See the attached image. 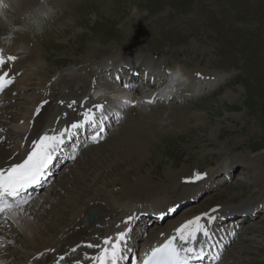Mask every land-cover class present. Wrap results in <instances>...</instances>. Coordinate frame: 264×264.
<instances>
[{"label":"rangeland","instance_id":"obj_1","mask_svg":"<svg viewBox=\"0 0 264 264\" xmlns=\"http://www.w3.org/2000/svg\"><path fill=\"white\" fill-rule=\"evenodd\" d=\"M37 1L39 2L33 0L32 12L38 8ZM25 16L18 27L21 30L25 27L27 39L33 42L35 48H39L36 53L46 79L65 67L84 70V66H91L97 70L100 64H105L109 59L131 58L136 55L149 57L150 54L151 59L156 56L158 62L166 60L170 69L181 65L184 72L214 75L224 81L213 91L209 92L214 88L211 87L207 94L185 104L175 103L171 99L157 102L158 106L145 108L144 112L139 111L136 129L140 130V136H146L152 144L145 151V159L137 166L123 162L115 170L111 169L115 165L114 161L118 159L116 149L108 150L107 147L117 131V127L113 126L107 132L105 142L92 144L98 145V150H104L103 155L108 160L100 161L96 158L97 160L87 165L86 160L91 157V152L95 155L94 152L98 150L88 145L89 148L86 147L84 151L83 147L76 162L69 165L71 168L67 166L69 162L65 164L51 185L37 196L47 199V205L42 208L52 209L51 213L64 207L60 199L65 196L58 197L60 193L55 195L53 189L63 191L72 172L75 177L83 175L81 180L75 179L74 182L82 187L88 185L83 177L86 176L88 182L91 181L94 177L93 170L99 167L102 178L105 177L101 179L103 181H113L120 177L135 180L140 176L148 180L149 184L132 189L135 193H131V196L137 198L142 195L140 193L143 189L154 192L156 187L158 190L145 199L156 202L160 199L172 200L186 194V190L195 189L188 186L180 188L178 185L182 181L178 179L179 174L189 176L197 170L196 167L202 171L216 172L219 167L224 169L234 162L240 167L234 170L229 181H223L224 174L220 173L215 182L214 179L210 182L216 183L213 184L212 191H204L197 204L191 206L192 208L182 209L178 216H192L216 205L221 206L228 199L231 204H239L250 196H257L252 200L259 202L257 199L264 192L257 193L261 186L257 189L254 187L256 178L264 181V0H61V6L55 14L48 19H42L40 31L35 27L25 26ZM62 21L68 24L64 25ZM10 28L12 25L6 31L10 32ZM75 62L78 64L75 65ZM99 81L105 83L109 78L100 76ZM206 85L207 82H204L203 90H206ZM34 89L26 92L33 93ZM202 89L196 92L200 94ZM17 99L21 98H16V101L25 105L23 109L28 106L27 102ZM115 108L120 110L119 106L115 105ZM15 146L17 144L12 147ZM68 146L73 148L74 143ZM104 165L106 167L102 168ZM65 169L67 171L63 173ZM86 172L88 174H84ZM173 172L178 173L175 179L171 178L176 185L167 179L169 173ZM234 183L241 185L234 186ZM116 187L112 182L103 194L110 189L115 190ZM239 190L242 193H238ZM73 192L76 194L73 193L71 197L84 193L82 190ZM37 197L33 199V204L26 207L24 213L37 214L34 212ZM102 198L105 199L103 196ZM188 198L192 199L191 196ZM84 200L85 198L80 200L79 205ZM162 203L160 201L159 205ZM178 216L173 217L179 218ZM253 223L255 225L252 228L256 231H243L241 237L235 240L237 242L233 241V246L228 249L221 264H235L234 257L239 255L245 260L236 264H264V214ZM8 232H12V229ZM251 236L258 242H253ZM243 245L251 246L255 251L240 252ZM11 249L12 247L8 250Z\"/></svg>","mask_w":264,"mask_h":264},{"label":"bare ground","instance_id":"obj_2","mask_svg":"<svg viewBox=\"0 0 264 264\" xmlns=\"http://www.w3.org/2000/svg\"><path fill=\"white\" fill-rule=\"evenodd\" d=\"M37 3L38 8H36L33 12L31 11L33 0H3V4L7 5V7L0 6V37H3L0 38V49L3 50V54L5 56L14 55L18 57V59L15 61L6 64L3 68H0V73L8 72L13 79V83L9 85L10 87L3 91L0 95V168H7L13 163H19L25 154L24 149L30 146L33 141L37 140L39 136L49 131H52V134H58L60 131L67 129V132L63 138V143L60 144L62 145L60 152L63 151L68 154L71 153L72 155L75 153L74 148L77 147H79L80 151L84 147L85 140L87 139L88 135L86 134L85 130L80 128L76 130V128H72L71 125L73 123H79L83 121L85 119L83 114L90 108L98 116V113L101 112L95 109L94 106L96 104L104 105L102 113L107 114L109 117L107 120L104 118L102 119L106 125L108 124L106 135L113 126L117 127L116 133L114 132L112 140L109 141L111 142L110 145L108 144L107 146L109 148L108 150L116 149L115 151H117L118 154L117 161H114L113 163L115 165H110L112 166L111 169L115 170V167L119 166L123 162H129L137 166L139 162L145 159V151H147L152 144V141L146 136H140V130L136 129L138 125L136 120L140 117V115H138L139 111L144 112L145 108L153 107L157 105V102L159 103L168 101L161 96L163 99L154 100V102L151 104L143 102L151 97V93H154L152 90L156 89V84L161 85L162 88L167 83L169 73L167 74L166 78L156 81V84L148 85L151 89L150 92H148L147 87L143 89L133 88L128 90L122 85V82L124 81L126 84L128 82H133L131 79L129 81L127 80L129 77L127 76V73L124 72H128L129 69L127 70L121 68L119 71L122 80L121 83H111V79L108 77V72L113 71L108 70L110 66L106 67L107 65H99L100 67L99 69L96 68L97 70L91 66H84V70H81L77 67H65L63 70H59V72H56L51 77H47L46 79V76L44 75L45 73H43L42 63L38 57L39 55L36 53L39 48H35L33 42H30L27 39L25 35V27L21 30L18 25L22 23L21 19L23 16L27 15V13L35 14L38 10L46 11L49 8L53 9L55 13L61 6V0H39ZM132 3L134 4V2ZM62 23L64 25L68 24L65 21H62ZM10 25H12V28H10L11 31L7 32L6 30ZM136 56L137 60H144V58H146V62L148 64H151V61L154 59L147 58V56ZM148 56L150 57V55ZM120 59L113 61L118 62ZM155 62H157V64L154 65L158 68L162 66H164L165 69L170 67L166 60L165 62H158L156 59ZM77 64L78 63L75 62V65ZM131 64H134V58L132 59ZM142 67L145 66L142 65ZM132 68L134 67L132 66ZM171 69L173 68L171 67ZM190 74H193V72ZM185 75L188 78L187 83L182 85L178 92L172 94V97H183L184 94L186 96H190L193 92L203 88L204 82H202L200 86L192 88V76H188L187 74ZM100 76H106V78H109V81H105V83H103V81L100 82ZM112 78L113 80H117L114 77ZM31 88H35L33 93L26 92ZM98 97H101L102 99H97ZM172 97L169 98V100H171ZM16 98H21L17 100H23L24 102H27L28 106L23 109L25 105L21 104V102H17ZM125 100L131 101L132 103L126 105L124 103ZM45 101L46 103H44ZM60 101H63L64 103L61 104ZM72 101H76V103L73 104L72 107H68ZM8 103H10L9 106H6ZM11 103L15 106H13ZM39 105H42V107L37 113L36 109ZM115 105L119 106L120 108L118 109L120 110H117ZM19 106H21V108H19ZM123 118H125V120H122ZM114 120L116 121L114 122ZM90 125L91 124H87V127ZM72 143H74L73 148L72 146H68ZM15 144H17V146L12 147ZM87 145H91L90 147H92V149L96 148V150H98L97 147H99V144L97 146L92 145V143ZM85 150L86 149L84 148V151ZM108 152L111 153L112 151ZM94 153L96 154L92 155L91 152V157L86 160L87 165H89L91 161L95 160L96 158H98L100 161L108 160L106 155H103L104 150L102 151L99 149ZM75 160L76 157L73 161H70L67 166L71 165V162H74ZM105 167L106 166L104 165L102 168ZM68 168L71 167L69 166ZM67 169H65L63 173H65ZM99 169L93 170L94 177L91 179V181L88 182L86 176L85 178L83 177V181L87 182L88 184L87 187H84V185L82 187L81 184L76 185L74 183L75 179L81 180L83 175L75 177V173L72 172L70 174L71 178L68 181V185H65L63 191L53 189L55 195L60 193L58 197L65 196L67 198L73 193L76 194V192L73 191H84L82 195H73L68 199H65V197L61 198L60 203L63 204L64 207H61L56 212L53 210V212L50 213V210L52 209H47V207L42 208L43 205H47V202L45 203V200L47 201V199L37 197L38 199L35 201L34 206V212H37L36 215L24 213V211L27 209L26 207L30 204H33V201L24 206L23 209L14 208L7 215L4 214L0 218V261H2L3 264L92 263L93 260L90 258L98 255L99 249L96 247H87V245L89 243H95L98 241L102 242L103 237L106 235H114L116 232V226L121 225V221L124 220L125 216L132 214L131 211L133 204H135V202H148L145 199H148L147 197H149V195H153V193L158 190L156 187H154L155 191L151 189L154 192L143 189V191L140 193L142 195H139L137 198L132 197L131 193H135L132 189L138 188L140 185H145V183L149 184V181L140 178V176H137L135 180H126L125 177H120V180L114 179L113 181H103L101 179H104L105 177L102 178V173L99 171ZM130 169L131 167L129 170ZM195 172L202 174L207 173L199 170H196ZM214 172L215 171L211 172L210 175H212ZM193 173H191L189 176H184L180 174L178 175L177 172H173L171 174L169 173V177L167 179H170V182L173 185H176L175 180L171 178L175 179L178 175V179L182 181V183L178 186L180 188L186 186L191 188L200 185V183H197V185L188 184L193 178ZM84 174H88V172ZM94 178H96V181H93ZM112 182L117 185L116 189H110L108 192L103 194L105 188L109 187ZM210 182L212 181H209L205 184L203 183L204 186H202V188L210 191L212 188V186H210ZM214 182L212 184H216ZM219 183L222 184V182ZM97 184L100 185L97 187ZM240 185L241 183H234V186ZM94 186L97 188L92 191ZM258 187H260V189L257 193L261 194L264 192V181L261 178H256L255 180L254 188L257 189ZM200 188L201 186L199 189ZM168 191L170 192L171 190ZM148 192L151 193L149 194ZM187 192H189V194H185V199H191L188 198V196L194 198L199 190L191 194V190H186V193ZM238 193H242V191L239 190ZM87 196L89 197L86 199ZM102 196L105 199H103ZM256 197L257 196H250L246 200L242 201V203L236 205L231 204V200L228 199L225 201V204L221 206H214V209L215 212L223 211V214L225 213L224 209L225 211H233L232 213L248 212V214H251L254 207L247 209L246 205L253 204L257 207L258 203L253 202L252 200L256 199ZM84 198L85 200L83 204L79 205V201ZM259 199L260 198L257 200H262ZM167 200L168 199L163 200V203L160 205L158 204L157 209L162 212L163 210L167 209L169 205H171L170 208H173L174 202L176 207L182 205L181 201L176 202L174 200ZM50 205H52V202ZM72 207L75 208L64 209ZM176 207H174V209ZM188 207L185 206L184 208ZM192 207L190 206V208ZM212 210L213 209L210 211ZM52 213H54V216H52ZM199 213L200 212H196L194 215L192 214V216L189 217H173L167 220L169 222H167L165 226L162 224L163 227H153L151 229L152 234L148 237L149 243H147V245H150L151 243H163L166 239L165 234H168L170 231H174V229L182 222L196 216ZM135 222L136 221L133 220V222L130 224L134 225V227L132 228V233L131 231L129 232L127 240V252L129 254H132L130 250L131 248L135 249L140 245V236L145 230L143 226H141V223L144 221ZM253 222L254 221H251V224L249 226L247 225V227L249 230L256 231L255 228H252V226L255 225ZM9 229H12V232L9 233ZM250 238L253 239V242H258L257 239H254V236H251ZM11 247L12 249L8 250ZM239 251L252 253L255 250H253L251 246L243 245ZM1 254H7V256H3ZM61 257H63V259H61ZM234 258L236 259L234 261L236 263L245 260V258L241 257L240 255ZM229 264H233V262Z\"/></svg>","mask_w":264,"mask_h":264},{"label":"snow or ice","instance_id":"obj_3","mask_svg":"<svg viewBox=\"0 0 264 264\" xmlns=\"http://www.w3.org/2000/svg\"><path fill=\"white\" fill-rule=\"evenodd\" d=\"M0 6L7 7V5L3 4V0H0ZM16 59L18 57L14 55L5 56L3 50L0 49V68ZM12 83L13 79L8 72L0 73V92H3ZM143 102L151 104L154 101L153 99H148ZM60 103L63 104L64 102L60 101ZM75 103L76 101H72L68 107H72ZM124 103L127 105L132 102L125 100ZM41 107L42 105L37 107V113ZM94 107L97 111L103 112L104 105L96 104ZM83 116L85 117V122L89 124L93 123L96 119L91 108ZM80 126V123H73L71 125L72 128H79ZM66 132L67 129L60 131L58 134L51 135L45 132L32 142V150L27 153L23 162L13 163L7 168H0V213L7 215L14 207L20 209L21 204L26 203V201H20L12 204L8 202V198L15 199L20 197L21 193L29 186L39 181V178L43 175L44 170L52 159V153L63 143ZM204 175L195 172L193 173V180H201L204 178ZM170 211H175V209H170ZM204 217H207L208 223H211L213 218L207 213L185 220L174 229V234L166 238L162 244L151 247L144 254L140 264H192L193 261L204 259V248L200 244L199 238L203 236L205 241H207L212 236L208 223L202 222ZM134 219L133 216L127 217L121 221L123 227L121 225L116 226L114 235H106L103 237L102 242L98 241L87 245V247L99 249L98 255L90 258L94 264H120V261L124 259L132 260V257L125 256V253L128 251L127 240L131 231L129 225ZM197 245L200 246L198 247Z\"/></svg>","mask_w":264,"mask_h":264},{"label":"clouds","instance_id":"obj_4","mask_svg":"<svg viewBox=\"0 0 264 264\" xmlns=\"http://www.w3.org/2000/svg\"><path fill=\"white\" fill-rule=\"evenodd\" d=\"M54 10L49 8L46 11L38 10L35 14L29 13L25 16L26 26L35 27L38 31L42 30V19H48L54 15ZM169 78L167 83L160 89L162 97H169L178 92L180 87L187 83V76L181 65H176L174 69H167ZM0 264H3L0 261Z\"/></svg>","mask_w":264,"mask_h":264}]
</instances>
